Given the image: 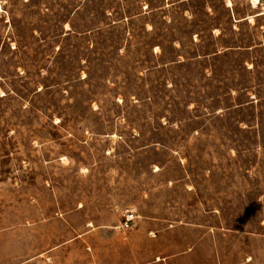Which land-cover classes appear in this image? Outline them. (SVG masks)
<instances>
[{
    "label": "rangeland",
    "instance_id": "rangeland-1",
    "mask_svg": "<svg viewBox=\"0 0 264 264\" xmlns=\"http://www.w3.org/2000/svg\"><path fill=\"white\" fill-rule=\"evenodd\" d=\"M0 264H264V0H0Z\"/></svg>",
    "mask_w": 264,
    "mask_h": 264
}]
</instances>
